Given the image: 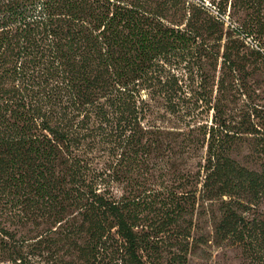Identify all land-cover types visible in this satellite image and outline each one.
Instances as JSON below:
<instances>
[{
	"label": "trees",
	"instance_id": "trees-1",
	"mask_svg": "<svg viewBox=\"0 0 264 264\" xmlns=\"http://www.w3.org/2000/svg\"><path fill=\"white\" fill-rule=\"evenodd\" d=\"M212 2L0 0V264H145L135 196L114 187L150 171L175 179L166 194L195 179L213 240L264 264V168L190 123L183 85L205 81L223 26L224 66L236 40L264 55V0Z\"/></svg>",
	"mask_w": 264,
	"mask_h": 264
},
{
	"label": "rangeland",
	"instance_id": "rangeland-1",
	"mask_svg": "<svg viewBox=\"0 0 264 264\" xmlns=\"http://www.w3.org/2000/svg\"><path fill=\"white\" fill-rule=\"evenodd\" d=\"M186 2L190 6H204L209 17L218 13L216 2L212 0ZM222 15L241 23V18L229 14V7ZM227 30L223 26L224 35L216 44L219 49L217 59L205 57L207 50L204 47L201 51L207 71L202 85L197 77H193L194 82L183 84L184 92L192 95L188 101L190 114L186 118L191 124L213 127L216 133H236L232 156L240 164L260 171L264 168L261 150L264 143V55H257L250 49V44L254 46L250 37L248 47L236 40L231 44L233 65L224 66L223 45H230L234 40ZM208 41L206 44L210 46L213 40ZM192 67L183 66L181 71L192 76L195 74ZM218 80L222 82L218 83ZM174 180L171 174L150 171L130 183L125 180L114 187L116 196H135V207L142 218L137 228L143 238L139 253L145 264H248L238 247L213 240V210L216 208L207 211L195 179L184 188L173 186L168 194L161 192L163 184L170 185ZM189 190V194H182ZM169 196L173 197L172 202L164 200Z\"/></svg>",
	"mask_w": 264,
	"mask_h": 264
},
{
	"label": "built area",
	"instance_id": "built-area-1",
	"mask_svg": "<svg viewBox=\"0 0 264 264\" xmlns=\"http://www.w3.org/2000/svg\"><path fill=\"white\" fill-rule=\"evenodd\" d=\"M216 14H217V12H216ZM224 20H225L226 24H229V21L227 20L226 17L224 18Z\"/></svg>",
	"mask_w": 264,
	"mask_h": 264
}]
</instances>
